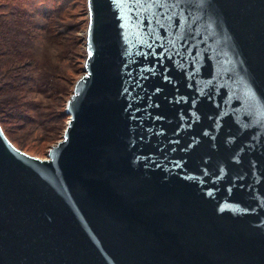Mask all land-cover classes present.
I'll list each match as a JSON object with an SVG mask.
<instances>
[{
	"label": "water",
	"instance_id": "water-1",
	"mask_svg": "<svg viewBox=\"0 0 264 264\" xmlns=\"http://www.w3.org/2000/svg\"><path fill=\"white\" fill-rule=\"evenodd\" d=\"M62 137L0 125V264H264V0H86Z\"/></svg>",
	"mask_w": 264,
	"mask_h": 264
},
{
	"label": "rangeland",
	"instance_id": "rangeland-1",
	"mask_svg": "<svg viewBox=\"0 0 264 264\" xmlns=\"http://www.w3.org/2000/svg\"><path fill=\"white\" fill-rule=\"evenodd\" d=\"M1 3V1H0ZM2 31L9 53L0 56V124L19 149L46 158L61 139L64 112L83 73L86 0H14Z\"/></svg>",
	"mask_w": 264,
	"mask_h": 264
},
{
	"label": "trees",
	"instance_id": "trees-1",
	"mask_svg": "<svg viewBox=\"0 0 264 264\" xmlns=\"http://www.w3.org/2000/svg\"><path fill=\"white\" fill-rule=\"evenodd\" d=\"M0 1H1L0 8L11 9L12 5L13 6L15 5V3H11L14 0H0ZM7 13L8 12L6 10L0 11V56L1 55L5 56L6 54L9 53V49H11V46H9V42H8V36L2 31L3 21H5L4 18H7L6 16Z\"/></svg>",
	"mask_w": 264,
	"mask_h": 264
}]
</instances>
